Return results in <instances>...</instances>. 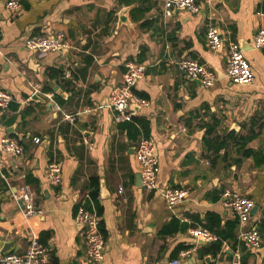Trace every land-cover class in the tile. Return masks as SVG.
Returning <instances> with one entry per match:
<instances>
[{
	"label": "crops",
	"instance_id": "1",
	"mask_svg": "<svg viewBox=\"0 0 264 264\" xmlns=\"http://www.w3.org/2000/svg\"><path fill=\"white\" fill-rule=\"evenodd\" d=\"M8 1L0 0V89L11 91L15 102L0 109V138H17L25 152L0 153V251L14 242L6 252L23 254L35 232L50 249L49 264H93L74 219L84 196L98 186L91 204L106 240L100 264H230L227 249L240 250L245 264H264L259 213L264 202V47L254 46L264 28V0H198L199 13L176 9L170 17L164 14L165 0H15L16 11ZM208 22L241 44L253 84H236L226 76L228 45L216 51L209 47ZM58 33L65 34L66 50L40 53L25 45L29 36ZM185 58L207 64L218 81L206 87L188 79L177 67ZM129 62L146 65L135 93L150 105L117 122L106 101ZM45 80L56 81L63 95ZM134 117L148 121L147 138L156 142L159 191L145 189L138 180L135 151L144 131ZM215 120L219 124L211 137L254 131L249 144L254 155L244 157L233 144L208 150L206 125ZM53 160L63 170L57 186L46 175ZM24 185L34 190L44 215L24 219L23 207L13 198ZM174 187L186 189L188 197L170 207L164 193ZM227 189L257 203L249 222L241 224L225 206ZM208 225L215 234H228L217 253L211 248L219 240L200 243L191 234ZM253 225L262 235V251L239 238ZM184 251L191 252L181 257Z\"/></svg>",
	"mask_w": 264,
	"mask_h": 264
},
{
	"label": "built area",
	"instance_id": "2",
	"mask_svg": "<svg viewBox=\"0 0 264 264\" xmlns=\"http://www.w3.org/2000/svg\"><path fill=\"white\" fill-rule=\"evenodd\" d=\"M7 6L12 11L19 8V4L15 0H9ZM176 9H186L192 13H199L202 6L198 0H165V16H172ZM206 38L209 47L214 51L219 50L225 44L228 45L226 76L233 83L240 85L253 84L255 76L252 66L245 57L243 47L237 40L223 37L221 28L213 22L207 24ZM25 45L32 51L46 53L60 51L68 47V42L64 33H58L54 36H29L25 39ZM254 46L257 49L264 47V28H261L255 35ZM177 67L188 79H200L206 87H211L218 81L217 72L197 59H181L178 61ZM145 73L146 65L144 63L129 62L127 64L123 81L114 87L108 103L117 122L131 119L137 110L150 105L146 98L135 93L137 83L144 77ZM65 77L70 78L71 73L67 72ZM36 92H39V88ZM13 102H15V95L7 89H0V109H8ZM67 119L73 122L76 120V116L68 115ZM34 141L40 143L41 139L34 138ZM1 152L22 156L25 148L17 138L5 136L0 138ZM135 159L140 167L142 186L149 191H159L160 163L156 142L152 138L142 137L136 146ZM46 175L51 185L61 184L63 179L62 165L57 161H50L47 165ZM119 192H122V189ZM164 196L167 204L173 207L182 203L188 197V191L184 188H169L165 191ZM13 198L17 202L23 201L22 215L25 220L45 214L44 208L36 203L35 192L30 185H24L19 191L14 192ZM222 198L225 206L234 213L241 224L250 221L252 212L257 207L254 199L230 189L223 192ZM91 202L92 195L87 193L81 201L74 221L81 229L89 261L93 264H100L104 261L106 240L101 230V216L94 209ZM259 213L261 218L264 219V202L259 207ZM191 234L197 241L202 239L206 242H213L220 239L218 235L206 227H196L191 230ZM239 238L252 249H260L262 246V235L257 225L242 230ZM190 252H182L181 257L188 256ZM50 260L49 247L40 241L35 232H31L29 246L23 254L0 251V264H49ZM178 262L176 260L174 264ZM230 264H244L243 253L240 250L234 251Z\"/></svg>",
	"mask_w": 264,
	"mask_h": 264
},
{
	"label": "trees",
	"instance_id": "3",
	"mask_svg": "<svg viewBox=\"0 0 264 264\" xmlns=\"http://www.w3.org/2000/svg\"><path fill=\"white\" fill-rule=\"evenodd\" d=\"M54 72V71H53ZM57 74H62V72H58ZM63 75V74H62ZM134 121L138 122L141 124L142 126V130L144 131V137H149V123L148 121H146L145 119H142L141 117H134L133 118ZM219 124L218 120H215L214 123H210L208 125H206V137H205V143H206V148L208 150H215V152H218L220 150H222L223 148H225L226 146H228L229 144H233L235 147H238V151L240 153H242V155L244 157H249L254 155V151L252 148L249 147L250 142L253 140V138L256 136V134L253 133L252 134H236L235 131H231L229 133H227L224 137H221L219 135H216L214 137H211L215 132H216V128ZM137 132L140 134L141 130L137 129ZM242 159H236V162H240ZM92 184L95 185L97 184V181L95 179L92 180ZM92 198L94 200L97 199L98 195H99V190H98V186L97 188H95L92 193ZM209 230L213 229V226L208 225ZM167 230V228H166ZM213 232V231H212ZM216 234L219 236V243L215 246L212 247V251L214 253H217L221 250L222 248V241L227 239L228 234L218 231L216 230ZM244 262V260H243ZM245 264V263H244Z\"/></svg>",
	"mask_w": 264,
	"mask_h": 264
},
{
	"label": "water",
	"instance_id": "4",
	"mask_svg": "<svg viewBox=\"0 0 264 264\" xmlns=\"http://www.w3.org/2000/svg\"><path fill=\"white\" fill-rule=\"evenodd\" d=\"M63 50H66V49L63 48V49H61L60 51H63ZM195 80H197V81H199V82L202 83V81H201L200 79H195ZM44 84H45V85H48L49 87H51L55 93L63 95V93H62V89L60 88V86H59L58 84H56V81L45 80V81H44ZM34 98H36V99H40L37 95H35ZM106 104H108L107 101H106ZM48 107H49L50 109H52V105H51V104H49ZM138 180H139V182L142 181V179H141V174L138 175ZM19 203L21 204L22 207H24V203H23V201H19ZM199 242H200V243H206V241H204V240H202V239H200ZM13 245H14V242H12V243H7V244L5 245L3 251L6 252V251H7L8 249H10ZM259 250L262 251L263 249H259ZM226 253L229 255V257H228L229 260H231V259H232V255H233L234 252H233L231 249H227V250H226ZM207 261L210 262V259H207Z\"/></svg>",
	"mask_w": 264,
	"mask_h": 264
}]
</instances>
